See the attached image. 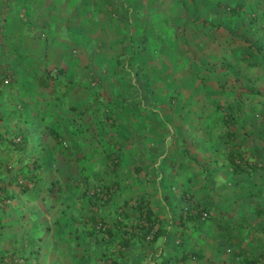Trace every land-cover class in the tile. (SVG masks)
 I'll return each mask as SVG.
<instances>
[{
  "label": "rangeland",
  "instance_id": "obj_1",
  "mask_svg": "<svg viewBox=\"0 0 264 264\" xmlns=\"http://www.w3.org/2000/svg\"><path fill=\"white\" fill-rule=\"evenodd\" d=\"M18 1L20 4L24 0ZM38 1H41L39 7L45 14L41 13L42 16L30 21L35 23L34 30L42 36L29 40L25 33L15 36V32L10 35L19 39L8 38L4 44L9 43L12 50L18 47L22 54L18 53L16 58L25 59L26 65L28 61L31 63L32 58L58 68L70 69L74 64L77 65L73 72L63 75L71 79L70 84L63 86L69 96L62 95L59 89L49 96L48 92L41 89L38 82L42 68L38 66L34 71H25L21 77L23 84L20 91L24 92L28 88L33 92L26 100L24 110H45L68 143L59 161V175L65 183L76 178L82 179L84 175L93 177L105 174L103 169L110 163L104 149H111L110 141L116 137L125 140L137 136L143 139L137 144L143 146L149 158L155 156L156 150L167 151L168 147L172 149L174 144L177 146L176 152H171L167 157V161L172 162L169 186L179 179L182 188L189 190L192 187L188 178L192 176V170L185 161L189 158L198 164L194 169L202 172L203 185L209 192L215 188L218 190V187L225 188L226 182L232 185L231 178L227 180L219 170L212 172V166L202 162L200 157L195 158L194 153L197 152H193L189 144L202 137L211 148L216 133L223 135L226 130L220 125H210L217 114L212 110H218L217 104L231 98L236 94L234 92L248 91L246 86L235 83L227 75V69L222 64L226 57L233 60L240 58L245 50L256 54L257 63L264 60L259 51L250 46V43L258 44L264 40V23L259 27L256 21L250 20L245 14L264 16V0H57L55 5L60 7L65 16L59 14L65 19V22L59 23L53 22V7L50 4L41 7L46 0ZM239 2L245 3L242 13L224 16L223 6H236ZM63 3H66L65 7ZM9 7L8 0H0V11L11 14ZM71 13L77 15H73L70 20ZM50 23L54 26L51 27ZM2 31L0 27V37ZM35 31L30 30V33ZM5 33H8V29H5ZM115 52L117 57L112 59V53ZM103 57L104 60L101 59ZM10 58L13 59V56ZM98 59L106 67L96 66ZM82 63L89 65L81 67ZM261 70L264 72V68ZM93 72L97 74L93 76L102 81L101 86H97V80H91ZM56 99L58 107L50 103V100ZM70 104L76 105V108L70 107ZM88 107L91 109H86ZM84 109L91 116V124H94L90 129L89 124L80 117L76 121L73 119ZM11 110L4 123H14L19 114V110ZM86 129L89 130L86 132ZM107 129L111 136L106 135ZM126 150L128 148L125 146V153ZM214 166L217 167L216 164ZM126 173L121 171L118 175L123 178ZM63 195L65 201L74 203V193L67 191ZM56 196L59 198L60 194L56 193ZM213 200L216 202L215 197ZM122 203L123 200L115 195L109 204L101 207L99 214L106 217L108 211L113 212L110 217L113 220L119 217L120 213L116 211L125 209ZM87 209H70L72 215H66L72 220L74 214L77 217L79 213L87 212ZM61 212L57 216L62 218ZM213 215L219 217L215 209ZM6 216L9 221L21 223L13 215ZM61 220L67 223L64 218ZM229 222L232 227H237L236 219ZM203 223V228L197 231L199 234L205 232L206 236L196 240L201 245L198 248L214 258L211 248L213 236L225 232L209 226L212 221ZM23 226L29 228L27 223ZM61 229L54 231L60 232ZM22 230L21 234L24 232ZM188 234L189 231L185 241ZM222 241L225 248L226 240ZM3 249L8 251L12 246L7 245ZM84 249L83 257L80 258L82 264L88 259L89 263L94 264L90 253L93 247L84 244ZM60 256L63 257V251ZM30 264H34V261ZM69 264H72L70 260Z\"/></svg>",
  "mask_w": 264,
  "mask_h": 264
},
{
  "label": "crops",
  "instance_id": "obj_2",
  "mask_svg": "<svg viewBox=\"0 0 264 264\" xmlns=\"http://www.w3.org/2000/svg\"><path fill=\"white\" fill-rule=\"evenodd\" d=\"M32 1L36 0H24L20 4L18 0H8L11 14L0 11V27L3 29L0 37V79L10 78V82L2 85L0 91V112L3 115V117H0V126L4 125L7 114L12 111L11 109H14L13 105L15 106L16 103L22 101L25 104L26 100L33 95V92L28 88L24 92L20 91L23 84L21 83L23 73L27 70L34 71L37 66L39 69L42 68V71L45 66L57 67L56 65H47L42 60H34L33 58L31 63L28 61L29 64L26 65L24 64L26 62L25 59L18 58V60L16 58L18 53L22 54L18 47L12 50L9 43L4 44V41L6 39L8 41V38L19 39V37L10 35L15 32H17L15 36L25 33L29 40L33 37L42 36V34L34 30L33 26L35 23L33 24L30 19L35 21V18L42 16L41 13L45 14V12L39 7L41 1L37 0L38 4L36 2H34L36 4L31 3ZM56 2L57 0H46L41 7L44 4H50L53 7L51 12L55 15L53 22H65V19L61 17L62 15L65 17L64 13L59 9L58 5H55L57 4ZM59 3L60 1H58ZM65 4H62L63 7H65ZM72 12L76 13L75 10ZM73 15L77 14L71 13L70 20ZM5 20H7L6 23L4 22ZM50 25L51 27L54 26L51 23ZM45 26H48V21L45 22ZM5 29H8V33H5ZM30 30L35 32L30 33ZM46 33L48 34V32ZM45 37L47 36L45 35ZM116 55V52L112 53V59ZM11 56H13V59L10 58ZM101 59L104 60L105 58ZM96 63L98 67H106L101 64L99 59L96 60ZM33 64H35V68H33ZM83 64L85 63H82L81 67L89 65ZM256 64H258L257 71L262 76L252 85L254 91L248 94V91L241 90L239 92L243 96L241 98L248 101V105L245 110L237 113V124L233 127L229 126L230 129H226L225 132L228 133L235 128L238 138L232 140L231 146L236 145L239 147V145H243L242 147L247 151L250 162L256 165L257 169L254 172L243 174H238L232 169L225 153V149H229L228 143H225L227 141L225 133L223 135L216 133L211 148L204 143L202 137L197 138L196 141H192L189 144L193 152H197L194 153V157H200L202 162L212 166V172L219 170L221 175L225 176L227 180L231 178L230 182L232 185L226 182L225 188L227 191L224 187L223 189L218 187V190L215 188V190L212 189L213 191L209 192V189L206 190L203 185L202 172L194 169V166L198 164L189 158L185 161L192 170V176L188 177L192 187L187 190L181 187V180L179 179H177L176 183H172L169 186L172 162L167 161V157L171 152L172 154L176 152L177 146L175 144L172 149L168 147L167 151L163 149L156 150L155 156L149 158V154L144 153L143 146L137 144L142 142L143 139L141 137H137L138 142H126L125 146L128 150H126L124 156L125 165L123 164L120 169L122 172L126 171L128 173L124 174V177H121L122 179H119L121 185H116L117 189L114 194V196L116 195V197H120L123 200L121 205H125L124 210L116 211L118 214L121 212L125 213V223L120 224L117 228L116 223L120 220V214L118 219L114 218L111 220V216L107 215L113 212L108 211L106 217H109L110 227H112L116 236L113 239V244H110L111 242H108L107 239H103L105 248H103L100 255L94 253V249L92 250L93 254L91 252V257L94 258L95 262L98 264H233L237 260L236 258H240V255L250 254L264 257V72L261 70L264 66L259 67L260 63L256 62ZM74 66L75 64L70 69L68 67L61 68H64L68 73L74 71ZM93 75L97 74L93 72L91 80H97L99 82H97V86H101L102 81L100 82L99 78ZM235 83H240L244 87L246 85L238 81H235ZM20 93L26 95L19 96ZM234 93L236 94L232 98L239 94L237 92ZM249 94L250 97H248ZM224 103L225 101L219 102L217 105ZM212 111L217 114L210 125H220L225 118V112H217L221 110ZM0 131L4 132V127H0ZM2 148L4 149V147ZM5 154L6 152L1 151L0 147V161ZM147 157L148 159H146ZM135 160L136 162H134ZM215 164L217 167L214 166ZM135 167H140V170L136 172ZM110 180L112 182L115 181L112 177H110ZM187 193H191L195 201L204 208L203 211L207 212L206 217L191 216L184 212V196ZM214 197L216 202L213 200ZM139 198L146 201L145 203L149 205V209L153 211L157 218V225L149 238L151 240H148L150 242L140 237L142 229L138 227V230H135V221L139 211L136 207ZM222 202H228V204H223ZM213 209L219 213V217L213 215ZM232 219H236L237 227L231 226L229 220ZM204 221H212L209 226L212 225L213 229L225 232L222 235L217 233V235L213 236L211 248L215 254L214 258L202 252L198 248L201 245L196 241L206 236L205 232L199 234L197 231L203 228ZM18 224L17 221H9L7 216L0 211V257L7 252L3 251L4 247L17 245L15 244L17 243L16 239L23 231L19 230L17 232ZM157 230L159 231L155 234ZM187 231H189V234L187 241H185ZM223 239L227 243L225 248ZM191 241L193 242L192 244ZM107 244H109V247L106 249ZM105 251H108L109 254L106 255Z\"/></svg>",
  "mask_w": 264,
  "mask_h": 264
},
{
  "label": "trees",
  "instance_id": "obj_3",
  "mask_svg": "<svg viewBox=\"0 0 264 264\" xmlns=\"http://www.w3.org/2000/svg\"><path fill=\"white\" fill-rule=\"evenodd\" d=\"M244 9L245 3L239 2L236 6H223V13L224 16L232 17L239 15ZM245 14L250 20L256 21L259 27L264 23V16L252 15L247 12ZM250 46L255 47L261 58L264 59V40L258 44L250 43ZM256 61V54L245 50L236 60L224 58L222 66L226 67L227 75L233 80L246 84L248 94L254 91L252 85L262 76L257 71ZM259 61V67L264 66V60ZM64 73H66L64 68L45 66L41 78H39V87L48 92L49 96L52 92L53 94L57 93L58 89L62 95L69 96L67 90H63V86L70 84L71 79L64 78ZM0 82L1 91L2 85L9 83L10 78L0 79ZM241 95L239 93L233 98L231 97L232 99L225 100L224 104L217 105L218 110L226 114L220 127L230 129L229 126L233 127L237 124V113L245 110L248 105V101L241 98L243 97ZM248 97L246 98L249 99ZM52 100L50 103L58 107L57 99ZM24 107L23 102L16 103L14 109L19 110V114L14 123L8 121L0 126L4 127V132L0 131V147L1 151L6 152L0 161V211L5 215H13L21 221L18 224L17 232L24 229L22 234L25 233L16 239V246L5 252V255L2 254L0 263L30 264L34 261V264H69L70 260L72 264H82L80 258L84 254V244L88 247L91 245L94 253L99 255L105 248L103 239H107L108 242H111L110 244H113L116 235L110 227L109 217L101 216L99 211L103 205L110 203L117 189L116 185L120 184L118 174L121 173L120 168L124 164L125 142H138L137 136L125 140L116 137L115 140L110 141L111 149H104L105 156L110 163L103 169L105 174L101 176L97 174L98 176L93 175V177L84 175L82 179L76 178L67 184L59 175L61 170L59 161L61 155L64 154V149L68 146L67 141L64 140L62 133L55 127L54 121L49 118L50 116L45 110L27 112ZM70 107L76 108V105L70 104ZM86 109L73 119L76 121L77 117H80L79 119L89 124L90 129L94 124H91V116L86 114ZM0 117H3L1 112ZM92 118L95 117L92 116ZM89 129H86V132ZM110 133L107 129L106 135L111 136ZM224 133L227 138L225 143L229 145V149H225V153L232 169L238 174L254 172L257 166L250 162L243 145L231 146L232 140L238 138L235 128L228 133L224 131ZM135 168L136 172L140 170V167ZM110 177L115 181L111 182ZM67 191L75 194V201L72 204L64 199L66 197L63 193ZM56 193L60 194L59 198ZM16 198H19L17 202ZM184 198V212L191 216L202 217V213L205 212L204 208L195 201L192 194L187 193ZM58 200L61 201L58 203ZM137 201L136 208L139 211L135 221V230H138V227L142 229L140 237L150 242L148 240H151L149 239L150 234L157 225V218L144 199L139 198ZM84 207L88 208L87 212H81L77 217L74 214L72 220L68 219L66 213L72 215L70 209ZM59 209L62 211L60 215L67 223H62V218L57 216ZM107 216H112V213ZM124 222L125 213L121 212L120 220L116 223L117 228ZM25 223L29 226L28 229L24 228L23 224ZM60 228H62L60 232L54 231V229ZM108 247L109 244L106 249ZM62 251L63 257L60 256ZM91 252L92 250H90ZM104 253L109 254L108 251ZM240 259L245 264H264V257L261 255L245 254L244 256L240 255ZM89 262L88 260L84 264H92Z\"/></svg>",
  "mask_w": 264,
  "mask_h": 264
},
{
  "label": "built area",
  "instance_id": "obj_4",
  "mask_svg": "<svg viewBox=\"0 0 264 264\" xmlns=\"http://www.w3.org/2000/svg\"><path fill=\"white\" fill-rule=\"evenodd\" d=\"M8 81V80H7ZM207 216V212H203L202 213V217H206ZM237 260L233 263V264H245V263H242L241 259L240 258H236ZM253 264H261V263H253Z\"/></svg>",
  "mask_w": 264,
  "mask_h": 264
}]
</instances>
